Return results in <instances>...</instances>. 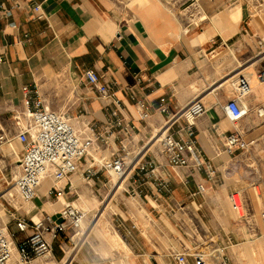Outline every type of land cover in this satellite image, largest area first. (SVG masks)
<instances>
[{"label": "crops", "instance_id": "1", "mask_svg": "<svg viewBox=\"0 0 264 264\" xmlns=\"http://www.w3.org/2000/svg\"><path fill=\"white\" fill-rule=\"evenodd\" d=\"M36 4L43 7V19L33 18ZM262 45L264 0H0V136H5L0 139V183H8L0 192L16 207L5 210L8 220L1 218L0 226L15 231L19 242L32 230L19 231L18 220H40L60 209V203L47 194L54 183L51 178L42 182L38 196L28 204L13 185L21 174L20 161L27 144L20 139L29 123L24 114L23 86H37L52 111L70 116L78 133L89 137L90 126L107 127L104 108L112 102L84 84L83 72L92 68L103 83L117 82L123 115L137 126L133 137L120 132L119 139L110 136L106 142H95L93 156L113 158L122 142L131 151L144 146L154 126L165 122L167 115L155 111L161 97L167 96L170 114L199 98L207 109L197 120L194 141L211 164L174 168L168 165L162 146L152 144L146 159L154 158L163 166L170 191L158 193L150 181H127L115 196V205L112 202L106 209V239L94 232L101 231L103 224L96 226L72 264H178L175 256L182 252L190 254L188 264H195L191 253L199 241L197 235L208 237L210 232L211 246L213 242L223 244L214 240L216 228L203 210L209 207L215 213L208 201L210 194H197L198 184L208 185L228 161L241 159L251 161L264 179V118L256 112L264 103V81L257 78L264 59L254 60ZM248 67L252 91L241 99L248 114L233 123L224 107L236 97L233 78ZM228 75L232 81L225 84ZM134 96L153 106L150 121L138 120ZM184 123L175 126L177 136H184L179 130ZM236 130L244 134L250 147L232 156L224 145ZM5 147L17 151L7 152ZM91 158L79 160L80 171L71 177L74 189L66 197L89 210L92 217L91 205L101 203L110 190V175L106 171L105 177L100 171L86 180V172L94 164ZM136 189L141 190L143 205L130 199V192ZM241 193L246 206L241 220L247 230L262 234L264 194L252 188ZM195 212L203 234L190 217ZM215 219L223 229L217 216ZM61 242L63 254L67 245ZM63 256L58 258L55 253L58 261ZM18 259L16 253L11 264H19Z\"/></svg>", "mask_w": 264, "mask_h": 264}, {"label": "built area", "instance_id": "2", "mask_svg": "<svg viewBox=\"0 0 264 264\" xmlns=\"http://www.w3.org/2000/svg\"><path fill=\"white\" fill-rule=\"evenodd\" d=\"M44 17L42 5L36 4L33 18L43 19ZM260 59H264V45L254 56V60ZM257 78L264 81V68L257 73ZM83 80L84 84L96 91L100 98L112 100L104 108V122L107 127L100 130L90 126L89 137H83L78 133L70 116L52 111L46 105L37 86H23L24 114L28 117L29 123L20 135V139L27 144L20 161L21 174L13 185L23 201L28 204L38 196L41 183L51 178L54 183L49 187L47 194L54 203H60V209L58 212L47 213L40 220H18L19 231L32 230L31 234L19 242L15 231L7 225L0 226V264H11L16 253L19 256V264H53L52 252L59 239L62 237L68 239L75 244L76 248L79 243L83 244L86 241L84 239L85 241L81 242L90 226L89 223L93 221L91 212L66 197L67 193L74 189L71 177L80 171L78 162L83 158L91 156L94 163L86 172V180L89 181L104 170L111 174L110 193L116 186L121 190L125 189V184L129 180L141 184L150 181L158 193L170 191V181L162 174L163 166L154 158L146 159L147 152L154 143L162 146L168 165L174 168L188 167L191 164L204 168L211 164L210 159L199 150L194 141L197 120L207 109L205 103L199 98L181 107L174 114H170L167 96L161 97L155 111L167 115L165 122L161 126H154L151 137L144 146L138 151H131L122 142L119 153L113 158L100 159L93 156L91 150L95 142H106L110 136L119 139L120 132L126 138L133 137L137 126L123 115V101L117 94V82L103 83L98 72L92 68L84 70ZM250 80L249 75L240 73L232 81L236 97L230 99L224 108L233 123H237L248 114V109L242 104L241 99L252 91ZM133 99L138 120L150 121L155 113L153 106L141 98L134 96ZM256 112L264 118V103L256 108ZM181 121L185 122L179 129L184 131V136H177L173 130ZM115 129L119 131L116 132ZM0 139L4 140L5 136L1 135ZM249 147L250 143L245 139L244 134L236 130L226 137L224 150L233 156L238 150L249 151ZM95 165L98 168H95ZM61 181H65V184L59 185ZM251 187L258 194V189L264 190V179L261 175L256 178ZM140 192L139 189L133 190L130 192V197L143 205L145 200ZM206 192L205 183H199L197 194L204 195ZM110 193L103 201L108 200ZM112 196L114 198L115 193ZM229 196L240 215L241 209L245 211L242 216L244 217L246 206L242 193L234 191ZM262 219L264 221V212ZM78 236L82 238L76 242L74 238ZM223 248L215 253L218 252L220 256H223L225 253ZM189 255L187 252H182L176 254L175 258L179 264H188ZM191 256L194 257L195 264H211L210 254L203 251H195L191 253ZM222 262L218 260V264Z\"/></svg>", "mask_w": 264, "mask_h": 264}, {"label": "rangeland", "instance_id": "3", "mask_svg": "<svg viewBox=\"0 0 264 264\" xmlns=\"http://www.w3.org/2000/svg\"><path fill=\"white\" fill-rule=\"evenodd\" d=\"M253 65V64H252ZM252 67V66H251ZM251 67H248L246 70H243L242 72H240L241 74H245L247 75L248 73L251 76ZM230 75L225 77V81L224 83L227 84L229 81H232L231 78H229ZM235 79V78H233ZM5 150L7 152H9L10 150H8L5 147ZM246 158V157H245ZM152 159V158H148ZM229 160V159H228ZM245 160H240V161H228L227 166L222 169V171L220 172V174H218V172L216 173V179L212 180L211 183H208V185H206L207 187V192H209L210 194V198H209V203H210V207H213L214 210L212 209V212L214 213V215L211 213V209H209V207H207L206 209L203 208V210L208 213V219H210L211 223L213 224L214 228H216V230H213L215 233L214 235H216L214 240H222L223 244H219L213 242L212 246L210 243V239L211 237L209 236L211 233L209 232L208 237L204 236L203 238L199 235H197L199 237V241L196 242V244L193 245L194 251H200L202 250V247L204 245H206L205 247H209L207 250H203L205 253H207L209 256V261L211 264H218V260H222V264H264V231H257V232H251L250 230L246 229V226L244 225L243 221H236L235 219H233L232 217V212L234 210L233 207H231L230 204V194L231 192L234 191H239L241 192L242 190H247L252 188L251 185L252 183L256 180V178L261 175L260 171L258 168H256V166H251L252 163L251 161H246ZM211 161V160H210ZM256 169H258V171H256ZM228 172V173H227ZM109 174V172H108ZM110 175V180L112 181V176ZM220 175V176H219ZM230 175V176H229ZM103 176L106 177V170L103 171ZM262 176V175H261ZM263 178V177H262ZM65 184V183H64ZM5 185H8V183H0V187H3ZM198 188V186H197ZM9 189V188H8ZM7 189V190H8ZM111 189V188H109ZM253 189V188H252ZM115 190H117V186L115 187V189L110 193L108 191L107 195L110 193L108 200L106 201H101V203H97L95 205H91V209L93 207L94 209V213L92 214V220L94 221L96 216L99 214L102 218L100 224L98 226H100L101 224H103V219L105 217V212L106 209L109 204H111L112 202V206L115 205L117 198L114 197L113 198V193L115 192ZM259 194H264V190L263 189H258ZM121 191V190H120ZM2 193L0 192V221L3 220H8V214L6 213V211L10 210H14L16 207H13L9 204V203L3 198V196L1 195ZM112 196V197H111ZM202 196V195H201ZM106 198V197H105ZM104 198V199H105ZM116 198V199H115ZM219 198V199H218ZM131 200H133L132 198H130ZM74 201V200H72ZM134 201V200H133ZM136 202V201H135ZM13 205V204H12ZM196 206H198L195 203ZM18 206V205H17ZM6 210V211H5ZM193 210V209H192ZM97 213V214H96ZM243 213L245 214V211H243ZM196 214V212H195ZM215 214L217 216V218L220 220V222L223 225V229H221V226L218 225V220L215 219ZM198 215H193V213L191 214L190 217H192V222L195 226L196 229H200V231L203 234V225L201 223L198 222ZM246 216V215H245ZM244 216V217H245ZM2 218V219H1ZM243 218V217H242ZM241 218V219H242ZM93 221L91 223H89V225L91 226ZM89 226V228L87 229L84 237H86V235L89 233V230L91 229ZM97 226V227H98ZM96 227V228H97ZM198 229V230H199ZM101 231H94L97 232L99 235V238L103 236L105 239L108 235V233H106V225H101L100 227ZM205 231V229H204ZM91 234V233H90ZM91 235H89L88 238H86V241L81 245V243H79L78 247L76 248L75 244H73L71 241H69L68 239L62 237V241H64L67 245V249L65 251V253L63 252L62 254V250L60 248V243L61 239H59L56 243V247L53 250V257H54V262L53 264H72L78 254V249L80 247V245L83 247L84 244H86L88 242ZM83 237V238H84ZM82 236H78L75 237L74 240L77 242L79 241V239H81ZM82 238V240H83ZM119 239V238H118ZM81 240V242H82ZM216 241V242H217ZM199 243H201V245H199ZM117 244L119 245V242L117 241ZM230 246L229 248L227 246ZM201 247V248H200ZM225 248V253H223V256H220L219 253H215L216 251H218V249L221 248ZM223 248V249H224ZM251 248L254 249L255 254H253V252L251 251ZM68 249H72V253L75 254L74 258H71V255H68ZM79 249V250H80ZM55 253L56 256L59 258L61 257V255H64L62 258L63 260H57V258L55 257ZM68 258L67 262L64 261L65 258ZM72 259V260H69ZM179 264V263H178Z\"/></svg>", "mask_w": 264, "mask_h": 264}, {"label": "bare ground", "instance_id": "4", "mask_svg": "<svg viewBox=\"0 0 264 264\" xmlns=\"http://www.w3.org/2000/svg\"><path fill=\"white\" fill-rule=\"evenodd\" d=\"M13 146V145H12ZM11 146V147H12ZM13 149H15V148H13ZM12 148H10V151H12L13 150ZM15 151H17V149H15ZM228 173V172H227ZM230 176V175H229ZM65 181H61V182H59L60 184L61 183H64ZM42 184V183H41ZM6 187V186H5ZM40 188H41V185H40ZM120 188H118V186H117V190H115V196L120 192ZM113 193V194H114ZM112 197V196H111ZM230 198V197H229ZM238 198V197H237ZM63 200V199H62ZM239 200V199H238ZM230 204H231V207H233L234 208V210H233V212L231 213L232 214V217H233V219H235L236 221H240L241 220V218H242V216H243V210L241 209V215L239 214V212L237 211V209L234 207V205H233V203H232V201H231V199H230ZM110 205V204H109ZM108 205V206H109ZM107 206V207H108ZM97 214V213H96ZM102 218L103 217H101L99 214L96 216V218H95V220L93 221V223H92V225L90 226V230H89V235H90V233L94 230V228H96V226H98L99 224H100V222H101V220H102ZM117 238H119L120 240H122V238H121V236L120 235H118L117 236ZM206 245H204L203 247H202V250H207L208 248H210V246L209 247H205ZM201 248V247H200ZM251 251L253 252V254H255V251H254V249H252L251 248ZM68 252H69V254H72V257H73V255H75L74 253H72V249H68ZM66 262H67V260H65ZM258 264V263H257Z\"/></svg>", "mask_w": 264, "mask_h": 264}]
</instances>
